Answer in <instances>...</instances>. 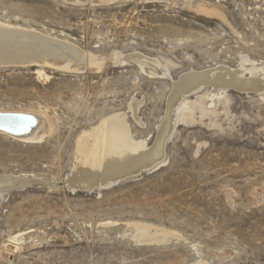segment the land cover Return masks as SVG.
<instances>
[{"label": "rangeland", "instance_id": "374dc122", "mask_svg": "<svg viewBox=\"0 0 264 264\" xmlns=\"http://www.w3.org/2000/svg\"><path fill=\"white\" fill-rule=\"evenodd\" d=\"M0 21L83 55L75 69L0 63V108L49 122L36 140L0 132V177L31 182L0 194V264H264V96L200 92L165 110L182 72L264 61V0H0ZM115 112L147 147L175 120L163 164L70 190L77 136ZM132 221L179 238L133 243Z\"/></svg>", "mask_w": 264, "mask_h": 264}, {"label": "bare ground", "instance_id": "6f19581e", "mask_svg": "<svg viewBox=\"0 0 264 264\" xmlns=\"http://www.w3.org/2000/svg\"><path fill=\"white\" fill-rule=\"evenodd\" d=\"M197 9L205 14L223 16L216 9H207L203 6H198ZM24 28L20 27L17 29L0 21V63L38 64L40 66L48 64L60 69L63 67L69 69L80 67L83 55L81 56V53L73 45L69 46L49 40L41 36V32L38 34L26 31ZM94 58L96 59V57ZM254 60L249 59L246 55H242L238 65L233 67L234 69L231 68L232 66L230 68L226 67V64V66L218 64V66H212L213 68H201V70L189 69L186 72H182L172 82L170 94L168 93L167 109H165L167 110V115H169L173 107L178 106L179 101H182V97H188L187 95L196 93L199 94L200 92L202 94L200 95V99L209 98L211 105L214 103V96L224 95L223 93L227 89H233L240 93H256L264 96V61L257 62ZM41 70H37L36 73H42ZM85 70L87 69L85 68ZM152 75H154V72ZM208 87L216 90V93H211L210 90L202 91L208 89ZM132 102L130 109H132L131 111H135L140 102ZM182 108L190 109L191 106L184 103ZM202 109L204 110V108ZM126 115L123 112L105 115L97 124L82 131L77 136L75 149L73 150L74 158L71 163L72 176L70 178L69 175L71 173L68 174L66 182L70 190H78L77 187L79 189L80 187L93 188L95 185H97L96 189H105V187L119 182L126 174L133 173L135 175L142 171L158 168V166L163 164L165 144L172 133L175 120L170 116H166L158 129L154 143L151 147H147L145 139H137L132 135ZM0 126L12 129L20 134V136L12 137L28 141L39 139L42 134L49 131V122L44 115L33 110L24 109L9 110L0 108ZM0 132L10 135L1 130ZM12 176L3 175L0 177V190L4 186L19 183V181L27 182L24 178ZM128 226L130 230L128 233L129 238L132 239L133 243L137 244L162 243L169 240L171 236L179 238L174 233L176 231L171 232L165 227H159L144 221H132ZM202 260L199 259L189 264H207L205 260Z\"/></svg>", "mask_w": 264, "mask_h": 264}, {"label": "water", "instance_id": "95a60500", "mask_svg": "<svg viewBox=\"0 0 264 264\" xmlns=\"http://www.w3.org/2000/svg\"><path fill=\"white\" fill-rule=\"evenodd\" d=\"M0 130H1L2 132H6V133L10 134L11 136H15V137L20 136L19 133H16V131H13L12 129H8V128H5V127L0 126ZM156 169H157V167L154 168V169L149 170V172H150V171H153V170H156ZM143 172H148V171H142V172H139L138 174H135V175H136V176L141 175ZM128 175H133V173H129ZM128 175H127V174L124 175L121 179H125ZM30 183H31L30 181H27V182H20V181H19V183H13V184H11V185H7V186H4V187L0 190V193H1V192H2V193H5V192L12 191V190H14V189L22 188V187H24L25 185H28V184H30ZM96 186H97V185H95L94 187H96Z\"/></svg>", "mask_w": 264, "mask_h": 264}]
</instances>
